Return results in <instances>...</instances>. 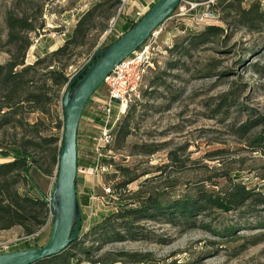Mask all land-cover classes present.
<instances>
[{
  "label": "rangeland",
  "instance_id": "1",
  "mask_svg": "<svg viewBox=\"0 0 264 264\" xmlns=\"http://www.w3.org/2000/svg\"><path fill=\"white\" fill-rule=\"evenodd\" d=\"M108 1L0 0V65L10 61L13 47L7 40L6 18L13 14L35 29L28 34L31 46L25 66L47 59L27 80L50 85L47 72L64 66L71 77L85 67L108 35L120 32L123 23H132L140 7L139 0ZM157 1L145 0V5ZM206 1L181 3L150 44L155 52L154 70L144 77L139 97L121 121L120 127L127 125L129 135L122 137L119 127L106 149L105 161L112 170L99 178H87L85 188L80 187L82 226L78 244L69 250L74 257L71 264H264V205L251 202L229 213L198 214L187 224L160 217L128 221L131 230H114L122 235L120 241L112 239V234L103 238L99 231L106 217L125 207L135 208L131 203L137 199L152 197L167 205L175 199L196 197L200 191L221 194L233 184L264 194V29L241 27L235 13L228 10L232 4L248 8L253 3H261L264 9V0H216L213 7ZM100 3L105 5L85 46L71 51L70 58L54 59L52 54L71 38L80 19ZM212 11L217 19L207 16ZM209 27L220 31L203 43L200 37ZM50 63L53 66L47 70ZM104 89L101 86L96 97L102 99ZM64 92L56 88L45 92L51 101L46 115L24 110L4 122L2 114L8 112L4 109L0 143L28 139V127L24 131L22 123L41 121L40 128L47 129L41 137L60 138ZM91 106L97 109L98 104ZM84 111L77 142L81 167L94 161L91 137L100 125L94 111ZM5 161L0 156V163ZM52 178L37 179L45 192ZM20 191L34 195L25 183ZM51 230L52 222L47 221L34 236L26 237L16 227L1 232L0 242L18 243L13 249L19 250L40 248L49 241Z\"/></svg>",
  "mask_w": 264,
  "mask_h": 264
},
{
  "label": "trees",
  "instance_id": "2",
  "mask_svg": "<svg viewBox=\"0 0 264 264\" xmlns=\"http://www.w3.org/2000/svg\"><path fill=\"white\" fill-rule=\"evenodd\" d=\"M112 2L113 0H109L106 4ZM103 5H105V3H100L80 19L71 34V38L52 54L54 59L70 58L71 51L85 46L91 31L95 28L96 18L100 17L99 11H101L100 8L103 7ZM153 5L154 4H152L150 8H152ZM228 10L235 13L237 22L241 27L254 31L262 28L264 29V9L261 3H253L248 8H243L241 5L236 7L232 4L228 7ZM6 23L7 40L13 49L9 51L10 61L5 65H0V93H2L1 97L3 98V103L0 106V113H3L4 109L8 110V112L2 114V118L4 122H8L10 116L22 115L24 114V110L28 114L41 113L42 115H46L49 111V109L46 108L51 104V101L48 96H46L45 92L47 90L51 91L54 88H56V92L62 89L66 91L80 73L69 82V78L65 71L66 66H64V69L54 68V70L47 72L49 81L51 82L50 85L43 83L38 86L33 81H28L27 77L30 73L33 72L37 66L47 64V59L38 61L32 66H25L26 53L31 46L28 34L35 29L28 20L19 18L13 14H8ZM135 24L136 22L127 23L120 28V32L115 31L114 35H108L101 47H99L91 57V61L84 68H90L91 65L96 62V55L98 53L109 48L118 39L117 35L125 34L133 28ZM219 31L220 29L217 27H209L201 35V42H210L212 37L218 35ZM52 66V63L48 64L47 70ZM18 68H21V70L16 71ZM97 93L98 92H96L95 95ZM64 94L65 92L62 95V101ZM126 114L114 127V135L121 126V121L126 117ZM62 118V124L60 123L59 125H62L64 130L63 108ZM22 124L21 129L24 131L25 126L28 127V131H26L28 139L24 138L20 142L7 144L3 142L0 143V146H2L0 148V156L4 160H8L0 163V233L19 227L23 230L24 236L31 237L45 227L49 219L50 210L47 203L46 192L37 179H41L42 176L53 177L55 175L62 150L63 133L60 138L51 137L46 139L40 136L41 132L47 130L46 127L44 129L40 128L43 125L42 121L34 125H28V123L27 125L24 123ZM119 132L122 137H126L129 135L130 131L127 125H123L120 127ZM79 138L78 131L77 142ZM261 143L264 144V141ZM46 145L51 146L48 151L44 149ZM45 153L47 154L44 156ZM24 183L30 186L34 195L30 193H21L20 185ZM247 202L259 206L264 205V194L248 190L240 184H233L221 194L215 191H200L196 197L175 199L172 203L167 205L155 198L147 197L144 199H137L131 203L136 206L133 209H126L127 207H125V209L116 211V213L106 217L100 225L99 231L103 238H109L110 234H112V236H114L113 238L111 237L112 239L120 241L121 238H123L122 235H120L119 231L117 232L114 230H116V228L131 230L132 227L128 226V221L157 220V218L160 217L170 223H173V221L177 219H182L183 223L187 224L190 220H195L198 214L213 211L229 213L243 207ZM228 231L231 234L233 233L232 229ZM79 240L80 235L66 250L35 264H71L74 257L69 253V250L73 249L78 244ZM26 249L27 248L22 250L13 249L12 252Z\"/></svg>",
  "mask_w": 264,
  "mask_h": 264
},
{
  "label": "water",
  "instance_id": "3",
  "mask_svg": "<svg viewBox=\"0 0 264 264\" xmlns=\"http://www.w3.org/2000/svg\"><path fill=\"white\" fill-rule=\"evenodd\" d=\"M183 0H158L152 8L109 48L96 55V62L78 75L65 91L62 108V150L53 191L52 230L43 247L0 255V264H35L66 250L80 235L81 208L76 191L77 139L82 114L95 93L124 59L136 52L150 35L177 10ZM77 81V83H76ZM76 83V84H75Z\"/></svg>",
  "mask_w": 264,
  "mask_h": 264
},
{
  "label": "built area",
  "instance_id": "4",
  "mask_svg": "<svg viewBox=\"0 0 264 264\" xmlns=\"http://www.w3.org/2000/svg\"><path fill=\"white\" fill-rule=\"evenodd\" d=\"M187 1L189 0H183L181 3ZM206 2L208 7H212L214 6L216 0H207ZM150 6L151 5L149 4H142L135 12L133 22L137 23L149 11ZM172 16H174V14ZM207 16L217 19V16L213 11L208 13ZM194 19L200 21V17ZM163 26L164 23L150 35L149 39L136 52L124 59L119 65L116 66L113 72L105 78L102 85L105 87V95L103 98L100 99L94 95L90 100L91 102H88L86 109L89 108L99 116L100 125L97 128V134L91 137L94 161L89 166L78 167L77 178L81 177L84 180L87 178H99L108 174L112 170L111 164L107 163L105 159L106 149L113 143L114 140L113 129L126 114L129 106L135 101L136 98L139 97L144 77L147 75L148 71L154 70L155 52L154 49H151L150 44L155 42L158 35L162 32ZM120 36L121 35H119L117 38ZM90 61L91 59L88 61V63ZM84 69V67L77 69L75 73L69 77V82H71ZM92 102L98 104L96 107L97 109H94V107L91 106ZM90 122L92 121L90 120ZM56 179L57 171L51 179L50 187L46 192L47 203L50 210L48 221H51L53 218L51 212V201ZM105 193L109 194L110 189H105ZM89 209H91V206ZM91 215L92 209L90 211V216ZM17 245L18 243L13 245L11 242H0V255L12 252L13 248Z\"/></svg>",
  "mask_w": 264,
  "mask_h": 264
},
{
  "label": "crops",
  "instance_id": "5",
  "mask_svg": "<svg viewBox=\"0 0 264 264\" xmlns=\"http://www.w3.org/2000/svg\"><path fill=\"white\" fill-rule=\"evenodd\" d=\"M139 2H140V6L142 5V4H144L145 3V0H139ZM130 21H132L133 22V18L132 19H130ZM127 23H129V22H125V23H123V25H125V24H127ZM122 25V26H123ZM120 35V34H119ZM119 35H117V37L119 36ZM84 112H86V111H84ZM97 116V115H96ZM84 119V114H83V117H82V120ZM97 119H99V117L97 118ZM92 121V120H91ZM81 124H82V121H81ZM95 128H98V126L96 127L95 126ZM80 136V135H79ZM89 138V137H88ZM80 142V140H78V143ZM78 163H79V167H81V165H82V159H81V155H80V147H79V144H78ZM83 164H85V163H83ZM86 166H88V164L87 165H84V167H86ZM80 187H82V188H85V180L83 179V178H81V177H78L77 178V195L79 194V192H80ZM78 198H79V196H78Z\"/></svg>",
  "mask_w": 264,
  "mask_h": 264
}]
</instances>
